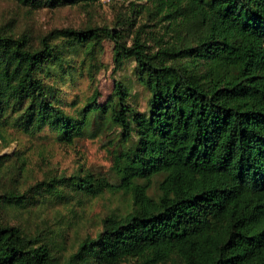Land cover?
Masks as SVG:
<instances>
[{
    "label": "trees",
    "instance_id": "obj_1",
    "mask_svg": "<svg viewBox=\"0 0 264 264\" xmlns=\"http://www.w3.org/2000/svg\"><path fill=\"white\" fill-rule=\"evenodd\" d=\"M13 1L34 10L100 2ZM129 11L111 27L53 29L37 43L0 28L1 144L10 130L48 131L67 146L97 123L115 132L106 143L111 176H54L0 193V209L106 190L131 200L65 259L0 219V264H264V0H132ZM104 40L113 46L111 97L99 104L94 89L71 115L56 99L75 74L64 69L66 51L89 60ZM126 61L148 93L143 112L116 79Z\"/></svg>",
    "mask_w": 264,
    "mask_h": 264
},
{
    "label": "rangeland",
    "instance_id": "obj_2",
    "mask_svg": "<svg viewBox=\"0 0 264 264\" xmlns=\"http://www.w3.org/2000/svg\"><path fill=\"white\" fill-rule=\"evenodd\" d=\"M131 2L100 0L99 4L86 9L77 6L34 10L13 0H0V28L13 29L37 43L53 29L111 27L117 14H130ZM112 48V43L104 40L89 60L83 57L82 51L75 54H71L70 49L66 51L71 68L66 59L64 69L75 74L72 80H66V85L60 87L56 95L57 102L65 112L76 116L94 89L100 93L99 104L109 100L114 86ZM134 65L133 61H126L116 74V79L129 86V103L143 112L147 108L148 93L136 84ZM53 78L49 85L60 80ZM97 125L96 131L86 134L71 146L59 143L48 131L30 138L10 130L8 145L0 143V193L23 192L54 176L68 178L80 169L96 176H111V158L106 143L115 132L105 129L101 123ZM160 181V177L152 180L149 195L156 196ZM130 204V195L123 190H106L95 199L71 195L65 201L32 203L27 209L5 206L0 209V219L19 227L27 236H37L42 243L50 246L56 257L65 259L75 252L85 237L95 236L105 217L126 214ZM120 264L137 262L130 260Z\"/></svg>",
    "mask_w": 264,
    "mask_h": 264
}]
</instances>
